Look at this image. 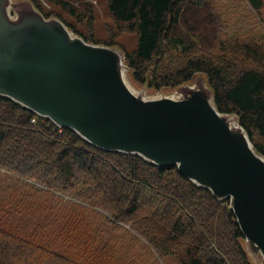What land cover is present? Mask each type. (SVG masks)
<instances>
[{"label":"trees","instance_id":"1","mask_svg":"<svg viewBox=\"0 0 264 264\" xmlns=\"http://www.w3.org/2000/svg\"><path fill=\"white\" fill-rule=\"evenodd\" d=\"M52 1L75 14L69 1ZM105 1L113 20L137 37L124 54L136 82L175 87L203 73L217 110L234 114L264 156V43L250 34L257 22L243 17L245 28L220 17L222 0ZM245 1L255 11L263 7V0ZM0 170L86 203L122 229L114 243L127 264H147V255L130 256L132 246L141 251L140 238L163 264H252L227 198L217 199L176 166L99 149L1 95ZM98 244L90 250H103ZM0 264L85 263L0 227Z\"/></svg>","mask_w":264,"mask_h":264},{"label":"water","instance_id":"2","mask_svg":"<svg viewBox=\"0 0 264 264\" xmlns=\"http://www.w3.org/2000/svg\"><path fill=\"white\" fill-rule=\"evenodd\" d=\"M0 0V95L91 145L176 166L229 208L251 261L264 264V156L236 116L217 110L204 80L144 95L121 52L73 34L31 4Z\"/></svg>","mask_w":264,"mask_h":264},{"label":"rangeland","instance_id":"3","mask_svg":"<svg viewBox=\"0 0 264 264\" xmlns=\"http://www.w3.org/2000/svg\"><path fill=\"white\" fill-rule=\"evenodd\" d=\"M10 1L12 5L9 12L12 17L19 7L31 4L45 18H59L73 34L86 38L87 42L101 45L109 43L108 46L117 48L123 56L137 44L135 33L128 31L124 24L113 20L105 0H66L74 5L73 16L52 0H38L43 10L36 6L34 0ZM221 3L222 6L217 12L220 17L229 15L233 17L232 21H243L241 24L245 28L243 17L253 19L258 26L250 34H254L252 37L264 43V0L260 11L252 9L245 0H222ZM124 74L126 80L136 90H142L146 96L170 95L182 86L192 85L198 80H204L208 85L203 73H196L191 80L178 86L159 89L136 82L129 68ZM0 227L85 264H127L120 257L118 244L114 243L117 233L122 229L107 224L104 217L86 203L67 199L61 194L44 190L8 173H0ZM111 235H114L112 242L109 240ZM140 239L141 251L140 248L132 246L130 256L139 252L142 256L149 257L147 264H163L159 259L155 261L150 257L151 248ZM93 243H99L98 247L103 246L104 249L98 253L92 252L90 249ZM135 258L139 263L138 256Z\"/></svg>","mask_w":264,"mask_h":264}]
</instances>
